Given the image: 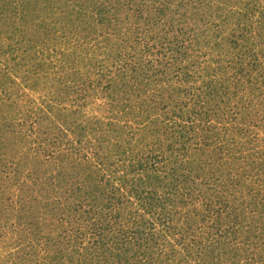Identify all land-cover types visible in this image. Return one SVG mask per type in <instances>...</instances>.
Here are the masks:
<instances>
[{"label": "rangeland", "instance_id": "1", "mask_svg": "<svg viewBox=\"0 0 264 264\" xmlns=\"http://www.w3.org/2000/svg\"><path fill=\"white\" fill-rule=\"evenodd\" d=\"M13 1L24 2L0 0V264H99L91 249L103 217L115 223L101 226L108 245L136 251L105 264H201L182 240L207 247L217 215L233 219L236 234L205 264H264V0H190L185 25L198 38L172 67L164 20L163 36L128 30L123 57L105 29L91 44L60 25L56 40H41L23 12L12 18ZM141 3L148 15L153 4ZM121 76L129 86L120 90ZM156 169L164 179L154 216L139 208L140 217H118L114 202L113 212L90 208L95 188Z\"/></svg>", "mask_w": 264, "mask_h": 264}, {"label": "trees", "instance_id": "2", "mask_svg": "<svg viewBox=\"0 0 264 264\" xmlns=\"http://www.w3.org/2000/svg\"><path fill=\"white\" fill-rule=\"evenodd\" d=\"M125 1L127 0H105V1L103 0H24L22 4L20 3L18 5L16 4L17 3L16 1H13L10 3L9 6L12 9L10 11L13 16L12 18L13 19L19 18L20 21L23 12L25 14L23 18H25L24 20L27 23V25L31 27H35L37 31L34 32V34H38L41 40L43 41L46 37H48L47 39L49 40L52 39L56 40V36H57L56 33L60 31L59 29L57 30V27H59L58 25H60V27L62 26V30L67 35V38L71 34L77 38V41H79L80 39H87L89 40L90 44L94 43L93 40L94 39L97 40L98 38H101L103 41L102 29H105L108 30L109 41L113 40L116 43V45L119 46L118 48H116V50H118L117 54L126 57L127 56L126 52L123 50L122 45L120 46L119 44H124L126 40H129V38L127 37L128 35L126 34L128 30L133 29L136 32L140 33L139 35L141 36L138 37L135 35V38H145L149 36L151 33H153V35L163 36V34L165 33L164 37L168 41L167 42L168 49L166 54H168L169 61H171L170 63L171 67L172 64L174 66H178L179 63H184L183 59H186L189 56V54L186 53L187 47L184 46L185 43L187 41H190V36H194L193 41H196V39L198 38V35H196L197 33L193 34L188 30L189 27H190L189 29H194L193 26L185 25V23L189 21L185 8L190 7L191 1L190 0H155V1L149 0L153 5L151 6L150 9H146L145 13L148 12V15L143 14V12L141 11V8L145 7L141 2H143L145 5L149 4V3L148 4L145 3L146 0H131V5H129V3ZM27 3H29L28 6H26ZM147 7L149 8L150 5H148ZM101 11L103 12L105 11L106 14L105 15L101 14L102 13ZM108 14L111 15L108 16ZM238 14L240 15L241 12ZM176 18L177 20H174ZM163 20H164L163 27L167 26V29L163 34H157L156 31L159 30V26ZM174 21H177L178 23ZM245 21H247L246 18ZM142 26H146V28L143 29ZM124 27H126V29ZM156 28L158 29L156 30ZM151 38L154 37L151 36ZM233 41H237V40L234 39ZM24 43L29 44V42H25V41ZM242 46L245 49L247 48L245 45ZM109 47H112L111 44L109 45ZM7 49L12 50V47H7ZM24 50L26 52V49ZM143 52L144 49H142V53ZM236 55L239 54L236 53ZM239 57L237 56L235 58L237 59ZM141 61H142V56L139 57L138 64H140L139 62ZM35 66H37L38 69V66L40 65L32 63V68H34ZM185 68L188 67L186 66ZM120 78L121 80L118 81L119 86L117 87V89L120 88L121 90V88H124L125 86H129V85L128 83H125V78H123L122 76ZM120 83L122 84L120 85ZM88 89L89 88H86L82 92L86 93L88 92ZM160 89L163 91V88L160 87ZM166 91H168V88L164 89V92ZM161 104H163V101L161 102ZM172 112L173 114L177 113L175 109H173ZM15 117H16L15 114L11 115L10 119L13 120ZM13 123L14 121H10L7 124L6 128H10V129L15 128V125ZM2 127L3 126H1L0 128ZM67 142L66 145L68 146ZM78 142L79 141H74V140L70 141L69 142L70 147L66 146V149L72 150L73 146H75L76 149V145ZM74 143L75 145H73ZM2 146H4V144L3 141H1L0 139V147ZM186 167L183 168L188 170ZM85 170L88 169L85 168ZM152 172L153 174L146 173V177L145 176L144 178L141 177V179H132L128 177H123L119 182V185L117 183H113L112 181L106 180L107 182L104 184V187L108 188L109 190H104L105 188H95L94 190L95 192L93 196L94 199H92L94 203L91 205V202H89L90 208L93 207V210L92 209L91 210L94 211L97 208L95 207V205L98 206V208L101 211L102 209H109L111 208L110 206L113 205L112 202H114L116 205L119 206L120 210L115 211V213L113 214L117 215L118 217L119 216L123 217V215H126L124 216V218H127L128 214L132 216L131 218L140 217L144 213H139L138 212L139 208L140 209L143 208V212L145 211V216L148 217L154 216L155 212L157 211L155 209L156 208L155 200L159 199V195L156 191L154 192L153 188L155 187L154 185H158V184L160 185L163 181L162 179L164 178H161L160 170L156 169ZM97 173L100 174L97 176H93L92 174L89 175L91 176V180H95L100 175H102L100 170H97ZM94 175H96V173ZM16 177H17L16 181L20 180L19 176ZM103 179L104 178H102V180ZM101 191H105L108 197L103 198L106 199V201H100L101 203H99V201L97 200H101L100 198L101 193L98 192ZM95 193H98V195L96 196ZM133 199H136L135 202L138 203L137 204L138 207L132 209L134 212H130L127 203L129 202V204H134ZM222 200L223 198L218 199L214 202L216 205L224 204L221 203ZM211 203H213V201H211ZM66 207H69V205L67 204ZM113 208L114 205L109 212H113ZM220 210H221L220 208L216 209L217 212H220ZM165 217L167 220H177V217L174 219L171 218L169 213L168 215H165ZM103 218L105 219V223H103L104 225L101 226L105 227L106 229L111 228L112 225L115 226V223L106 221L107 220L106 217ZM216 219H217L216 224L213 223L211 227L214 228L213 230L215 231L214 232L215 234L219 232L217 234L218 237L215 241L210 242L207 247L199 249V243L196 244V242H193L190 244V243H185L186 239L182 240L183 241V243L181 244L182 249L186 251L187 254L192 255L195 253L196 259L198 258L197 256L199 254L200 255L203 254L201 264H205L207 261L206 256H209L210 254L212 255L214 251H215L214 254L217 252L218 258L220 257V253L221 255H223L226 252H228L229 249L226 248V242H223L224 240L223 241L221 240L226 239L227 236L229 235L234 236L236 234V231H234L235 228L233 226L235 221H232L233 219L230 218L221 219L218 215L216 216ZM149 221H150L149 218L148 219L145 218L142 226L148 225ZM186 224H189L188 219H186ZM101 226L98 229V232L96 233L98 239L92 242L91 258L93 257L95 258L96 256H99L98 258L100 262L99 264H101L103 260H104L103 264L107 263L110 258H112V260L113 259L123 260L125 258L126 263H128L127 258L128 257L132 258L131 256L135 255L136 253L135 249H133L134 246L128 247V245L127 246L125 245L123 247H116L117 249H114L111 245H108L111 239H108V237L102 232L104 231V229ZM166 228L168 230H173L168 225ZM199 228L200 227H196L198 231ZM222 230H224V232ZM140 232L141 230L139 231V233ZM189 233H194L193 229L189 231ZM141 235L140 238H142L143 236ZM161 237L164 238L165 240H168L167 239L168 235H166L165 233H162ZM140 238L136 239L135 241L138 243V240ZM152 241L153 240L151 239L148 241V243ZM129 244H131V242ZM213 246H215V248L211 249ZM97 261L98 260H96V262ZM134 264H136V262H134Z\"/></svg>", "mask_w": 264, "mask_h": 264}]
</instances>
